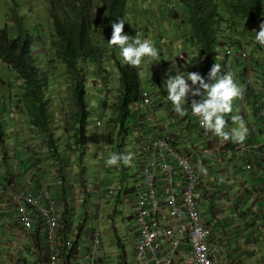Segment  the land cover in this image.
<instances>
[{
	"label": "crops",
	"instance_id": "crops-1",
	"mask_svg": "<svg viewBox=\"0 0 264 264\" xmlns=\"http://www.w3.org/2000/svg\"><path fill=\"white\" fill-rule=\"evenodd\" d=\"M131 9L132 7H130ZM162 15L163 18L158 17V28L155 27L158 30V36L161 37L158 39L161 40L160 43L158 42V48L154 44V36L157 35L149 36L147 33L152 27L143 30L137 27L129 32L127 23L129 37H133L134 32L138 30L139 35L149 38L158 50L156 59L158 66L155 68L149 66L148 63L153 61L150 58H142L141 65L137 66L142 86V74L143 71L145 72L148 86L142 88L153 95L155 105L148 106L143 111L135 102V105H133L134 103L131 105L132 115L134 119L137 116L136 112L143 116V127L158 125V130L160 128L163 133L176 138V145L186 155L195 157L197 150L202 149L206 160V164L200 166L204 184L197 195L202 202L203 219L210 229V240L219 247L215 264H264V158L257 161L253 170L243 169L242 164L248 160L247 157H239L238 147H231L225 143L220 145L218 139H222L221 137L211 130L206 131L201 127L198 117L191 112V96L184 105L188 109L186 115L181 117L175 113L166 95L168 75H174L176 72L187 74L188 71H195L206 78L208 72L203 46L198 43L192 26L189 27L190 24L185 22V14L180 17H183L188 29L185 26L181 27L178 34L173 33V29L165 30L163 26L168 23L172 25L171 19L176 21L179 15L175 12L169 13L168 10L166 14ZM226 35L233 36V34L221 33L218 43L214 47V53L224 54L222 38ZM176 39L179 40V43L175 42ZM108 52V60L101 63H98L99 60H97L95 67L103 66L101 70L107 71L108 69L114 74L111 84H115L116 90L119 91L118 96H120V77L115 73L116 67L118 68L119 50L115 46L114 48L108 46ZM259 56L262 58L264 54H259ZM214 58H216L215 55ZM190 59L192 63L188 64ZM226 59L225 66L223 67L224 64L221 66L223 67L222 71L236 72L235 74L238 75L234 79L242 88L241 98L233 100V112L241 115L247 123L249 131L246 139L254 132L256 139L264 141V130L256 122L253 97L247 92L245 83L241 80L250 75L256 80L264 82V62H256L258 59L256 52L252 54L251 59L240 66L239 62L228 59V57ZM231 60L232 63H229ZM5 63L8 69L10 66L12 69L11 63L6 61ZM101 70L97 73L98 76L102 74ZM12 71L13 75L15 73L17 75L9 77L8 81L14 80L17 83V91H15L16 87L14 88L15 92L12 91L13 83L10 82L12 88L6 89L8 93L0 94V264H17L18 261V264H39L38 257L46 260L47 253H40L37 247L40 239L43 246L45 244L44 223L39 224L38 222L32 230L25 231L20 224L13 201V196L21 190L32 191L36 195H40L46 186L59 199L61 213L69 212L73 227L78 220L83 223L85 233L81 239L86 240V233L90 229L100 228V223L106 218H111L119 208L122 213L126 214L125 219L129 218L128 223L126 221L123 223L124 234L122 236L113 222L109 226L102 227L103 231L100 230L103 239L107 234L111 246L106 248L103 241V244L95 251L81 252L80 249L77 263L121 264V261L123 262L122 255L127 253L125 255L127 263L135 264V209L130 196L138 186L143 184L139 147L137 154L134 155L136 164L139 166L135 174H127L124 167H119L116 170L110 169L111 174L108 176V181L98 182L93 187L94 189H91L87 176L78 175L79 177L75 178L69 174L73 162L71 148H60V154L57 155L52 153L47 141L49 135L45 134L44 128L39 124V119H36L38 110L26 106L23 98V79L18 77V72L14 67ZM1 83L7 87L8 82L5 79ZM116 90L113 89V91ZM3 100L8 102L3 103ZM50 112L54 116V119L50 121L52 122L50 126L53 127L54 135L62 144L64 142L61 140L63 133H66L67 141L71 138L67 135L66 117L55 122L58 116H62L64 113L61 109L56 111L52 107ZM234 126L233 122L229 120L225 130ZM113 127L115 134L118 135L119 126L113 125ZM150 135L147 134L148 137ZM211 163L214 164L213 166H221L216 172L222 174L223 177L210 173ZM202 168L207 172L201 171ZM69 179L74 181L71 186L68 185ZM80 209L83 210V213L80 212ZM127 244L131 249V259H129ZM185 250L181 248L178 251L179 258L183 256Z\"/></svg>",
	"mask_w": 264,
	"mask_h": 264
},
{
	"label": "trees",
	"instance_id": "trees-1",
	"mask_svg": "<svg viewBox=\"0 0 264 264\" xmlns=\"http://www.w3.org/2000/svg\"><path fill=\"white\" fill-rule=\"evenodd\" d=\"M175 1L182 5V9L185 10L184 14L188 15L186 18L184 17L185 22L192 26L198 43L203 46L207 72L215 63L213 50L219 38L218 30L221 25L226 22L231 27L229 23L233 25L236 23L237 26L231 28H238L239 33L247 35L259 29L260 18L264 15V0ZM50 4V12L55 25V38L50 41L43 34H34L33 36L27 30L25 23L20 20L17 25L18 32L13 38L8 27H0V59L11 63L20 78L23 79V98L26 106L38 110L36 119H39V124L44 128L45 134L49 135V148L53 154L57 155L60 154L58 138L54 137L53 129L50 130V125H52L50 121L54 119V116L50 112L52 107L50 100H46L53 94V92L47 94V91H52L50 78H47V75L50 74L47 73L45 76L47 69H43L39 65L36 66L42 57V54L36 51V36H42L43 42L44 39L45 42H51V46L47 48V53L51 55V58L44 60L43 63L48 62V67H55L56 63L61 62L66 67V74L72 84L73 91V100L69 103L70 107L66 111V120L68 119L66 129L71 132L70 137L73 138V152L77 159L83 163L89 147L88 130L91 113L87 99L86 65L88 62L97 60L104 62L105 59L101 61L99 57L104 55L108 47L107 40L112 33L111 22L123 18L125 23L123 32L128 34L127 23L130 21L128 9L134 5V0H104L102 8L107 15L104 19L99 18L95 13L97 3L94 0H52ZM59 8L62 12L58 10ZM102 19L104 23H102ZM98 23L101 24V27L96 30ZM105 33H107V37ZM99 37L106 38L104 41L107 46L98 40ZM117 64L121 94L115 105L117 115L112 117L110 123L121 126L125 130L131 115V105L138 101L142 84L137 66L122 64L119 58ZM63 110L61 109L62 112ZM40 222L42 223V221ZM83 233H85V227L81 221L78 220L73 227L69 212L61 213L56 249L61 264H79L77 258L80 254V240ZM39 238L41 237L39 236ZM44 243L43 246L40 239L37 247L40 253L46 252L48 256L49 246L47 242ZM125 255H122L123 262L121 261V264H128ZM47 256L46 260L38 257L39 264H50Z\"/></svg>",
	"mask_w": 264,
	"mask_h": 264
},
{
	"label": "built area",
	"instance_id": "built-area-1",
	"mask_svg": "<svg viewBox=\"0 0 264 264\" xmlns=\"http://www.w3.org/2000/svg\"><path fill=\"white\" fill-rule=\"evenodd\" d=\"M254 37L251 35L248 46L256 42ZM235 39L222 42L224 55L237 61L251 59L254 52ZM244 83L253 97L256 122L264 130V82L248 75ZM137 104L140 110L143 105L152 107L154 97L141 89ZM254 134L243 143L218 139L220 145L238 147L239 157H247L242 164L245 170H253L257 161L264 158V141L256 139ZM137 137L144 173L143 184L130 196L135 209V264H215L219 247L210 240V229L203 219L202 202L197 195L204 184L200 166L206 160L202 149L197 150L195 157L186 155L176 145V138L158 130V125L147 128L139 123ZM13 201L25 231L32 230L40 221L44 223L48 261L61 264L56 252L61 211L53 191L43 188L36 195L21 190L13 196ZM86 240L89 251L98 249L103 243L100 228L90 229ZM181 248L186 250L179 258Z\"/></svg>",
	"mask_w": 264,
	"mask_h": 264
},
{
	"label": "rangeland",
	"instance_id": "rangeland-1",
	"mask_svg": "<svg viewBox=\"0 0 264 264\" xmlns=\"http://www.w3.org/2000/svg\"><path fill=\"white\" fill-rule=\"evenodd\" d=\"M51 1L52 0H0V26L1 27L8 26L11 37L13 38L14 35L18 32L17 25H18V21L20 20L23 23H25L27 30L33 36L34 34L36 35L43 34L44 37L49 38L51 41L52 39L55 38L54 37L55 25H54L51 12H50L51 11V7H50ZM94 1L95 3H97V7H95V11H96L95 13L98 14L99 18L104 19L107 16L105 13V10L102 8L104 0H94ZM131 7L132 9L130 10L131 12L130 21L128 22V27L130 29L129 32H132L137 27H140V29L142 30L152 27L151 30L148 31L147 33L149 34V36L157 35V36H154V40H155L154 44L157 48H158V42L160 43L161 41V40H158V39H161V37L158 36V30L156 29L158 28V25H159L158 17L163 18L162 14H166L167 10L169 13L175 12L177 15H179V18L176 21H174V19H171L172 25H170L169 23L167 25H164L163 28L165 30L173 29V33L178 34L181 27L185 26L186 29H188V26L191 27V25L187 26V24H185L183 17H180L181 15H184L185 10H183L182 5L178 4L175 0H134V5ZM58 10L60 11L61 9L59 8ZM103 19H102V23H104ZM262 21H264V15L260 18V23ZM163 24H164V20H163ZM229 24L231 25V27L237 26L236 23L234 25L232 23H229ZM100 27H101V24L98 23L95 29L99 30ZM231 27H229L228 24L224 22L221 25L220 30H218L219 36L221 33H229L230 35L233 34V36L236 37L235 39L236 41L238 40L242 41V45H241L242 47L249 48L250 50H255L254 52H256V58H258L257 60L255 59L257 63L259 61L264 62V56L262 58L261 56H259V54L261 55L264 54V47L260 46L257 42H254L253 45H249V46L246 44L247 39L251 35L255 36V31L252 32L251 34L249 33L250 35L249 34L245 35V33L244 34L239 33L238 28H236L234 32ZM105 35L107 37V33H105ZM134 35H136V31L134 32L133 36ZM165 36H170V35H165ZM233 36L226 35L222 38V40L224 43L230 42ZM36 37H37L36 41L38 42V43L36 42L35 44L36 51L37 53L42 54V57L38 61L36 66L39 65L41 68L43 67V69H47V72L44 75L46 76L47 73L50 74V75H47V78H50V84H52V86H50L52 91L51 90L47 91V94H49L50 92H53V94L51 97H48L46 100L48 99L50 100L51 106L53 107L54 110L60 111V109L62 110L64 109L63 110L64 114L62 116H58L57 120L55 121L57 122L59 121V119L67 117L66 116L67 108L70 107L69 103H71V101L73 100L72 99V95H73L72 84L69 78L67 77L66 67L61 62L56 63L55 67H52V66L48 67L47 65L48 62L43 63L44 60L51 58V55L47 53V50H48L47 48L51 46V42H48V41L45 42V39L43 42L42 36H36ZM131 38L132 37H130V39ZM141 38L143 39L144 37H141ZM105 39L106 38L104 37L102 39L101 37L98 38V40H101L100 42H102L103 45H105V42H106L104 41ZM175 42L179 43V40L176 39ZM234 48H236V46H234ZM222 51L223 52L225 51V46H223ZM214 55L216 56V58H214V60L216 59L215 63H218L221 66L224 64L223 65L224 67L227 57L224 54L220 55V54L214 53ZM99 58H101V61H103L104 59L108 60L109 58L108 47L106 51L104 52V55L103 56L101 55ZM95 60H97V58H95ZM3 61L0 60V94H2V92L3 94L8 93V90L6 89L8 87L12 88V86L10 85V82L13 83L12 91L15 92L17 91V86H16L17 83L14 80L8 81L9 80L8 78L14 77V75L16 76L17 73L13 75V71H12L13 67L11 69V66H10L8 69L5 66L6 64L5 61L4 62ZM234 61H236L237 63L239 62L238 63L239 66L245 63V61H237V60H234ZM98 63H101V62H98ZM187 63L191 64L192 63L191 59ZM229 63H232V60ZM95 65H97L95 62H88V64L86 65L87 66L86 67V85H87V91H88L87 99L89 102V107L91 109V113L89 117V130H88L89 147H88V150L86 151V155L84 157L83 163H81L77 159L74 152L72 153L73 156L71 158L73 162L69 169L70 173L68 171V173L72 175L71 177L76 178L78 175L87 176V179L89 180L88 185L91 187V189H94L93 187H95L98 182L101 183L102 181H105V182L108 181V178H109L108 176L111 174L110 169L116 170L119 167H124V170H127L126 171L127 174L133 175L136 173V170H138L139 168V166L136 164L135 156H134L138 152L137 129L139 127V123L143 122V116H141L140 113L134 112L135 115H137L135 116V119H134V116L132 115L133 110L131 109V115L129 116V119L126 123L125 130H123L122 127L119 126L117 129L118 135L115 134V130H114L115 128L113 127L114 124L111 125L110 121L112 117L117 115L115 111V105L119 99V96H118L119 91L116 90L115 84L114 85L111 84L112 77H114V74L109 72L108 69L107 71L101 70L103 66L97 68L95 67ZM148 65L155 68L156 66H158V61H150ZM223 67H221V70L223 69ZM100 70L102 74L98 76L97 73ZM115 73L116 75H119V71L117 67L115 69ZM235 73H233L234 77L238 75ZM18 77L20 76L18 75ZM1 78L2 80L5 79L8 82L7 87L1 83L2 82ZM16 79L19 80L18 78ZM142 80H143V86L144 87L148 86L147 85L148 79L147 77H145L144 71L142 74ZM241 80L244 81L245 79L244 80L241 79ZM15 87H16V90L14 91ZM119 87L121 88V81H119ZM50 88L48 87V89ZM113 89H115L116 91H113ZM2 102L7 103L8 101L3 100ZM135 104L136 103H134L133 105ZM136 105L140 107L139 104H136ZM147 107L148 106L143 105L141 108L143 109V111H145ZM232 114L233 113H227L225 114V116L227 118L228 116ZM67 123H68V119L66 120V127H67ZM135 123L136 125H134ZM51 128L53 129L52 126L50 127V130H52ZM67 135L68 137H70L71 135V132L68 129H67ZM54 137H56V135ZM57 140L59 144V152H60V148L61 149L71 148L72 151L74 150V147L72 145L73 138H70L67 141L66 133H63L61 136V140L64 141L62 142V144H60L61 142L59 139ZM113 152L117 154L119 153L131 154V164L127 166L123 164H120L119 166H111V167L106 166L105 160L107 156ZM213 165L214 164L211 163V165L209 166L210 173L212 175H216V176L221 175V177H223L222 174H219L218 172H216V170H218L221 166H218V165L213 166ZM143 173L144 172H142V176H143ZM73 183H74L73 179H69L68 185L71 186ZM46 188L48 187L46 186ZM80 212L83 213V210L80 209ZM125 217H126V214L122 213V211H120V208H119L118 212H114L111 218H106L102 223H100L99 225L100 229L103 231L102 227L109 226L113 222L115 228L122 236L124 234L123 223L125 221L126 223L129 222V218L125 219ZM74 219L78 220L77 218H74ZM102 240L104 241L105 243L104 246L106 248L111 246L107 234L104 235V239L102 235ZM127 245L129 248V252H128L129 259H131L132 258L131 249H130L129 244ZM87 246L88 245H86L84 238L81 239L80 241L81 252L87 251V248H85Z\"/></svg>",
	"mask_w": 264,
	"mask_h": 264
},
{
	"label": "clouds",
	"instance_id": "clouds-1",
	"mask_svg": "<svg viewBox=\"0 0 264 264\" xmlns=\"http://www.w3.org/2000/svg\"><path fill=\"white\" fill-rule=\"evenodd\" d=\"M128 12L130 15V8ZM124 24L123 18L111 22L112 33L107 40L109 47L115 46L118 48L121 63L139 66L142 63V58H150L156 61L158 50L151 40L149 38L142 39L138 30L136 35L130 39L129 35L123 32ZM254 39L260 46L264 47V21L260 23L259 29L255 30ZM248 41L249 39L246 43ZM254 51L252 50V52ZM166 92L167 99L179 116L186 115L188 109L184 105L191 96V112L198 117L199 124L203 129L206 131L211 130L223 140H231L234 143L245 141L249 131L247 123L241 115L233 112V100L242 95V88L235 81L233 73L222 71L220 64L213 63L206 78L195 71H188L187 74L182 72H176L174 75L169 74L166 82ZM227 113L233 114L226 118L225 114ZM228 120H231L235 126L225 130ZM105 164L109 167L119 166L120 164L130 165L131 154L110 153L105 160ZM201 171L207 172L203 168Z\"/></svg>",
	"mask_w": 264,
	"mask_h": 264
},
{
	"label": "bare ground",
	"instance_id": "bare-ground-1",
	"mask_svg": "<svg viewBox=\"0 0 264 264\" xmlns=\"http://www.w3.org/2000/svg\"><path fill=\"white\" fill-rule=\"evenodd\" d=\"M175 7V6H174ZM178 7V6H177ZM178 9V8H177ZM187 15V14H186ZM188 16V15H187ZM140 74V73H139ZM141 87H143V86H141ZM141 89H143V88H141ZM135 211V210H134ZM32 234H33V232H32ZM86 241V240H85ZM85 248H87V247H85ZM85 250V249H84ZM88 250V249H87ZM134 252H135V250H134ZM127 254V253H126ZM93 261V260H92ZM92 263V262H91ZM18 264V263H17Z\"/></svg>",
	"mask_w": 264,
	"mask_h": 264
}]
</instances>
